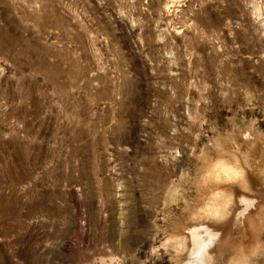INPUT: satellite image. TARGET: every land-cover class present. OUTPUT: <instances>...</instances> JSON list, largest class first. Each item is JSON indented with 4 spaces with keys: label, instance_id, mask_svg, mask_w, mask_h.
Here are the masks:
<instances>
[{
    "label": "rangeland",
    "instance_id": "obj_1",
    "mask_svg": "<svg viewBox=\"0 0 264 264\" xmlns=\"http://www.w3.org/2000/svg\"><path fill=\"white\" fill-rule=\"evenodd\" d=\"M0 264H264V0H0Z\"/></svg>",
    "mask_w": 264,
    "mask_h": 264
},
{
    "label": "bare ground",
    "instance_id": "obj_2",
    "mask_svg": "<svg viewBox=\"0 0 264 264\" xmlns=\"http://www.w3.org/2000/svg\"><path fill=\"white\" fill-rule=\"evenodd\" d=\"M224 170L227 173L232 172V170L228 167L224 168ZM247 198L248 197H245V199H247ZM247 200H249V199H247ZM251 201L254 202V199H250V203H251ZM250 203L246 204L245 207L243 206L244 208L241 210V212L244 216L246 215V213L251 208ZM208 230L209 231L204 230L205 231V232L203 231L204 233L203 232H201V233L196 232L197 234L195 232H191L193 249H196L195 244H197L198 245V247H197L198 252H203L207 248V246L212 245L215 242L214 240H216L218 235H219V229H208ZM195 252H196V250L194 251V253ZM204 256H205V254H204ZM196 260H198V259H196Z\"/></svg>",
    "mask_w": 264,
    "mask_h": 264
}]
</instances>
